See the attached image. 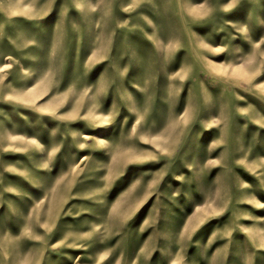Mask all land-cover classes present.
I'll use <instances>...</instances> for the list:
<instances>
[{
    "label": "rangeland",
    "instance_id": "1",
    "mask_svg": "<svg viewBox=\"0 0 264 264\" xmlns=\"http://www.w3.org/2000/svg\"><path fill=\"white\" fill-rule=\"evenodd\" d=\"M0 264H264V0H0Z\"/></svg>",
    "mask_w": 264,
    "mask_h": 264
}]
</instances>
